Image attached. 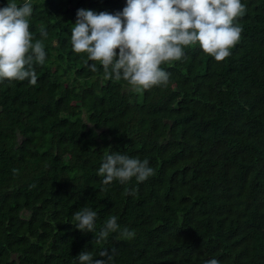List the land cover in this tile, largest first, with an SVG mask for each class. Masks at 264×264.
<instances>
[{"label": "trees", "instance_id": "1", "mask_svg": "<svg viewBox=\"0 0 264 264\" xmlns=\"http://www.w3.org/2000/svg\"><path fill=\"white\" fill-rule=\"evenodd\" d=\"M241 2L225 60L190 45L161 65L167 85L136 92L70 43L79 9L115 14L126 0H32L45 63L34 86L0 82V264H79L105 249L110 264H264V0ZM115 152L154 174L103 190L98 169ZM85 206L97 233L116 216L134 238L97 243L73 225Z\"/></svg>", "mask_w": 264, "mask_h": 264}, {"label": "clouds", "instance_id": "2", "mask_svg": "<svg viewBox=\"0 0 264 264\" xmlns=\"http://www.w3.org/2000/svg\"><path fill=\"white\" fill-rule=\"evenodd\" d=\"M245 11L241 0H126L123 10L115 14L79 9L70 43L74 53L87 54V61L95 62L90 65L93 72L99 64L106 79L124 80L134 91L142 92L167 85L169 74L161 65L181 60L190 45L198 44L204 54L218 62L225 60L241 38L243 29L235 21ZM32 14V0H24L19 6L15 0H8L0 7V82L37 83L33 63H45L42 41L48 33L41 28V38L33 43L29 30ZM153 174L148 160L120 152L107 155L98 169L103 190L114 180L121 184L132 178L144 182ZM73 216L77 222L74 227L85 234L94 233L97 243L118 231L123 239L135 236L126 228L120 230L116 216L109 217L97 233V213L87 206ZM112 252L100 251L98 256L103 259L94 260L92 252L82 251L77 259L79 264H110ZM205 264L220 262L213 258Z\"/></svg>", "mask_w": 264, "mask_h": 264}, {"label": "rangeland", "instance_id": "3", "mask_svg": "<svg viewBox=\"0 0 264 264\" xmlns=\"http://www.w3.org/2000/svg\"><path fill=\"white\" fill-rule=\"evenodd\" d=\"M130 89H132V87H130V86H127V87H126V90H127V91L130 90Z\"/></svg>", "mask_w": 264, "mask_h": 264}]
</instances>
